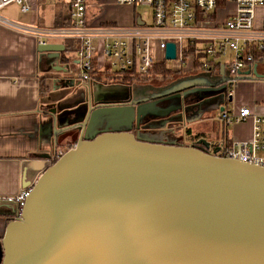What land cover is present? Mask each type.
Wrapping results in <instances>:
<instances>
[{
	"label": "water",
	"instance_id": "95a60500",
	"mask_svg": "<svg viewBox=\"0 0 264 264\" xmlns=\"http://www.w3.org/2000/svg\"><path fill=\"white\" fill-rule=\"evenodd\" d=\"M64 48L37 45L49 57ZM164 56L176 57L173 40ZM263 76L256 63L236 76L221 64L160 86L129 84L121 95L87 85L79 136L53 161L49 151L70 126L61 125L68 108L51 101L38 130L46 149L23 167L22 187L30 190L20 213L16 204L0 203V264H264V165L218 154L205 136L187 143L131 130L133 121L180 107L161 106L162 99L197 91L224 96L235 80ZM53 81L73 86L80 79ZM104 122L112 124L99 128Z\"/></svg>",
	"mask_w": 264,
	"mask_h": 264
},
{
	"label": "built area",
	"instance_id": "2783aa9c",
	"mask_svg": "<svg viewBox=\"0 0 264 264\" xmlns=\"http://www.w3.org/2000/svg\"><path fill=\"white\" fill-rule=\"evenodd\" d=\"M119 4L131 6L148 5L151 8V20L146 23H132L128 26L101 25L87 20V0H69L70 21L66 25L39 27L6 18L0 14V22L12 28L32 32L38 36V42L52 38L75 37L79 39L78 77L89 80L95 54L100 51L109 60V67L116 66L114 72L122 79L124 74L145 77L151 73L155 62L166 59L164 56L166 41L176 43L174 60H197L192 71H216L219 59L223 55L229 58L222 64L231 76L240 70L264 62V28L255 25L258 6H264V0H116ZM15 3L21 12L32 8L31 0H0V8ZM225 15L220 18V11ZM205 40L202 46L198 40ZM203 52V55L198 52ZM189 73V72H188ZM225 93V102L229 95ZM219 118L225 125L253 120L250 138L232 141L230 145L217 142L218 154L239 158L264 165V113L254 112L250 106H241L228 110L223 104ZM64 149L58 148L52 161ZM30 186L22 187L14 194H0V203L16 204L17 213L29 193Z\"/></svg>",
	"mask_w": 264,
	"mask_h": 264
},
{
	"label": "crops",
	"instance_id": "0c3cea01",
	"mask_svg": "<svg viewBox=\"0 0 264 264\" xmlns=\"http://www.w3.org/2000/svg\"><path fill=\"white\" fill-rule=\"evenodd\" d=\"M31 1L32 8L28 12H21L17 4L11 3L1 7L0 14L11 20L39 27L61 26L69 23V0ZM98 1L105 2L106 0H87L86 17L90 23L128 26L136 22L137 16L140 15L138 13L127 15L126 13L119 20L117 19L118 22L108 18L113 22L102 23L103 20L108 19L104 18L102 12L94 11L95 3L93 2ZM115 4L123 9L130 6L119 4L116 0ZM13 7H16V12L19 15L11 12ZM224 15L225 11H220V18H223ZM150 20L144 18L146 23ZM140 21L139 24L143 23V19L140 18ZM254 22L256 26L264 28V6L256 8ZM50 41L61 42L65 46L64 50L56 57H49L38 52V36L36 34L21 31L0 22V194L18 192L22 188L21 176L26 161L38 157L36 154L46 149L43 145H39L38 139L39 122L48 119L44 106L52 104L60 107L65 106V102L73 101L77 94L79 96L86 95L87 85L91 86L95 79L106 82L108 75L116 76V79L119 78L116 72L109 67V60L106 56L98 51L93 59L89 80H80L73 86H61L59 81H53L54 78L73 76V71L69 68L70 71L65 74L57 70L56 67H68L67 62L71 61L78 69L79 39L64 37L52 38ZM72 51L76 55H72ZM196 61L190 58L187 61L181 62L180 59H177L174 62L178 65L186 63V67L180 69L188 73L196 68ZM222 63L219 60L217 68H220ZM257 68L260 73L264 74V62L259 63ZM41 85L48 86L46 92L42 90ZM229 91L232 96L230 100L227 97L226 102H232V107H226L228 110L233 111L248 105L254 112L264 113V76L235 80ZM204 115L201 113L189 117L185 123L177 127L176 134H182L180 137H183L184 142L188 143L195 140L197 134L202 133L201 136L212 140L214 145L217 142L230 145L232 141L245 140L252 135L253 120L251 118L225 125L218 114L215 119L212 117L211 124L207 126L200 124ZM219 122L222 124L220 133L216 131ZM4 226L5 215L0 211V236Z\"/></svg>",
	"mask_w": 264,
	"mask_h": 264
},
{
	"label": "flooded vegetation",
	"instance_id": "af4514ba",
	"mask_svg": "<svg viewBox=\"0 0 264 264\" xmlns=\"http://www.w3.org/2000/svg\"><path fill=\"white\" fill-rule=\"evenodd\" d=\"M60 83H62V81H60ZM123 83L125 82L121 81L119 87L116 88L117 93L120 95L124 94L123 93L124 88L120 87L123 85ZM231 86L228 87V91L231 90ZM225 93L223 96L222 95L223 93L220 92L215 93L213 95L212 92L210 93L208 91H197L194 93L189 92L185 97L162 99L158 102V104L161 106H167L173 103H179L180 107L175 111L164 113L161 116H157L154 118L151 117L143 118L138 125H136L135 122L133 121L131 130L134 131V133L139 134L141 137L144 138H160L162 140H170L173 138H177L176 136H171L170 133H175L177 127L185 123L189 119V117L204 113L206 106L210 104H214L215 100L218 97L221 98L223 96L225 98ZM86 95L81 94V96H79L77 94L73 101L65 102L66 103L65 106L68 108L65 110L68 111H66L64 117L62 118L61 125L70 126V127L66 130V132L57 136L58 144H66L67 142L70 143L74 138H77L79 136L81 129V125L79 122L82 120L84 116V112L86 111V107H87ZM119 100H121V98H119ZM47 109H48L47 107L44 108V111H46ZM175 120H179L177 122L178 124L174 122ZM161 122L165 123L164 127L155 125ZM172 123H175L176 125ZM110 124L112 123L104 122L101 125H99V128H103L105 127V125H108L110 127L111 126ZM149 124H153L155 126H151ZM177 139L181 140L180 138ZM53 153H54L53 151L51 150L49 151V157H48L49 161L53 158L54 155Z\"/></svg>",
	"mask_w": 264,
	"mask_h": 264
},
{
	"label": "rangeland",
	"instance_id": "374dc122",
	"mask_svg": "<svg viewBox=\"0 0 264 264\" xmlns=\"http://www.w3.org/2000/svg\"><path fill=\"white\" fill-rule=\"evenodd\" d=\"M52 2H56L55 0H51ZM95 3L93 5V9L96 13H103V16L105 19H115L116 21L115 22H118V20L128 14H140L142 15L146 20H150L151 19V8L150 6L148 5H136V6H127L125 7L124 9L121 8V6L115 4V0H106L105 2H101V1H98V2H93ZM17 9L16 7H13L12 8V13H14L15 15H19V13L16 12ZM103 20L102 23H111L113 21H110V20ZM118 19V20H117ZM205 40L203 39H200L198 40V43L197 45L199 46H202L205 44ZM76 55L74 51H72V55ZM198 54L200 55H203V52H198ZM78 56V54H77ZM229 54L228 55H223L220 57L219 60H221L222 62H225V60H227L229 58ZM164 62H165V65L170 68V70L166 73V74H163L162 72L158 71L156 72V69L154 71H151V73L148 75V76H145V77H139V76H129L128 78H125V79H120V78H117L116 79V76H111V75H108L106 76L108 79L106 82H101V81H98L97 79H95L93 82H92V87L93 88H104V89H115L117 87H119V85L121 84V81H124L125 83H123L122 88H126L129 84H142V85H147V86H160V85H163L165 83H167L168 81L178 77V76H181V75H184L186 74L185 72H183L181 69H184L186 67V63H181L180 65L176 64L174 61V59H163ZM160 61V60H159ZM157 64V63H155ZM154 64V65H155ZM67 65H68V68H70L72 71H73V76L76 78V79H79L78 77V74H79V69H77V67L75 66L74 63H72L71 61L67 62ZM179 68V69H175V68ZM181 68V69H180ZM112 70H115L116 69V66H113L111 68ZM119 79V80H118ZM121 80V81H120ZM222 102L226 105V107L230 108L232 107V102L228 101V102H225V100H222L221 98H217L215 100V103L214 104H210L208 106H206L205 108V111H204V118H202V120H200V124H204V125H209L211 124V120H212V117H217V115L219 114L220 112V109H219V103ZM216 103H218L216 105ZM210 118V119H209ZM179 120H175L174 122H176V124H178ZM220 123V122H219ZM172 124H175V123H172ZM175 124V125H176ZM216 125H217V122H216ZM222 127V124L220 123L218 125V128H216L219 133L221 132V128ZM177 130V129H176ZM175 130V133H170L171 136H176L177 138H180L182 142H184V140L182 139L183 137H180V135L182 136V134H176V131ZM188 136V135H187ZM76 138H74L70 143H66V144H58L57 147H56V150L53 151L55 154V152L57 151L58 148H62L64 150H66L67 148H69L70 146L73 145V143L75 142ZM60 145V146H59ZM52 161V159L50 160Z\"/></svg>",
	"mask_w": 264,
	"mask_h": 264
},
{
	"label": "trees",
	"instance_id": "16d2710c",
	"mask_svg": "<svg viewBox=\"0 0 264 264\" xmlns=\"http://www.w3.org/2000/svg\"><path fill=\"white\" fill-rule=\"evenodd\" d=\"M155 63H157V64H155V65L152 67L151 71H154V70L156 69V72L160 71V72H162L163 74H166V73L170 70V68H168V67L165 65L164 60H160V61H157V62H155ZM195 66H197V62L195 63ZM129 76H131V75H129V74H124V75L122 76V80L125 79V78H128ZM41 86H42V85H41ZM42 87H43V86H42ZM47 89H48V86H44V87L42 88V90H44L45 92H46ZM44 108H46V106H44ZM201 135H202V133H199V134H197V137H199V136H201Z\"/></svg>",
	"mask_w": 264,
	"mask_h": 264
}]
</instances>
